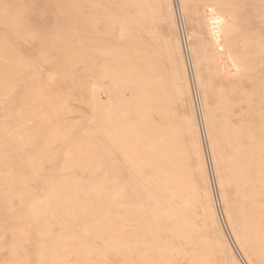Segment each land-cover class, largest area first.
Wrapping results in <instances>:
<instances>
[{
    "label": "rangeland",
    "instance_id": "374dc122",
    "mask_svg": "<svg viewBox=\"0 0 264 264\" xmlns=\"http://www.w3.org/2000/svg\"><path fill=\"white\" fill-rule=\"evenodd\" d=\"M263 212L264 0H0V264L264 263Z\"/></svg>",
    "mask_w": 264,
    "mask_h": 264
},
{
    "label": "bare ground",
    "instance_id": "6f19581e",
    "mask_svg": "<svg viewBox=\"0 0 264 264\" xmlns=\"http://www.w3.org/2000/svg\"><path fill=\"white\" fill-rule=\"evenodd\" d=\"M213 19H214V18H213ZM215 33H216V31H215ZM215 37H216L215 39H217V36H215ZM216 41H217V40H216ZM248 97H249V96H248ZM241 98H243V97H241ZM245 100H246V98H245ZM245 102H246V101H245ZM250 107H251V105H250ZM250 107H249V108H250ZM252 107H253V106H252ZM246 117H247V116H246ZM248 117H249V116H248ZM229 125H230V124H229ZM241 125H242V124H241ZM256 142H257V141H256ZM244 148H245V147H244ZM253 162H254V161H253ZM247 169H249V168H247ZM248 172H250V170H249ZM252 179H254V178H252ZM260 191H261V190H260ZM246 197H247V196H246ZM263 213H264V212H263ZM240 219H241V218H240ZM240 219H239V220H240ZM262 220H263V219H262ZM240 221H242V219H241ZM240 221H239V224L241 223ZM257 221H260V222H261L260 219L257 220ZM260 222H259L258 224H260ZM263 222H264V221H263ZM242 223H243V222H242ZM254 223H256V224H255V228H256L257 226H259V225H257V222H254ZM254 223H253V225H251V227L254 226ZM261 223H262V222H261ZM263 224H264V223H263ZM247 225H249V223H248ZM256 225H257V226H256ZM261 225H262V224H261ZM249 226H250V225H249ZM249 226H248V227H249ZM240 227H241V226H240ZM246 227H247V226H246ZM246 227H245V228H246ZM241 228H243V227H241ZM252 228H253V227H252ZM252 228H251V229H252ZM253 229H254V228H253ZM242 230H243V229H241V231H242ZM256 230H257V229H255V231H256ZM243 231H245V230H243ZM252 231H253V230H252ZM237 232H238V231H237ZM246 232H248L247 229H246ZM253 232H254V231H253ZM240 233H241V232H240ZM243 234H244V233H242V236H243ZM247 234H249V233H247ZM252 234H253V233H252ZM254 234H255V233H254ZM254 234H253V235H254ZM249 235H251V234H249ZM256 235H257V234H256ZM256 235H254V236H256ZM254 236H253V237H254ZM247 237H248V236H247ZM249 238H250V236H249ZM249 238H248V239H249ZM258 238H259V236L257 235V238H255V239L253 238V241H252V238H251V240H250L251 242L248 241V243H250V245H251V243L255 242L254 240H259ZM260 239H261V238H260ZM260 241H261V240H260ZM260 241H259V242H260ZM263 242H264V241L262 240L261 243H263ZM261 243L258 244V243L256 242V243H255L256 245H252V246H254L255 248H257V247H256L257 245H261V247H262V244H261ZM253 244H254V243H253ZM244 245H245V244H244ZM247 245H248V244H247ZM250 245H249V246H250ZM259 247H260V246H259ZM259 247L257 248L258 250L261 248V247H260V248H259ZM249 248H250V247H249ZM247 249H248V248H247ZM257 249H256V250L254 249V250L257 251ZM263 249H264V248L262 247V250H263ZM248 250H249V249H248ZM249 251H250V250H249ZM252 251H253V250H252ZM260 251H261V249H260ZM257 252H258V251H257ZM248 253H249V252H248ZM258 253H259V252H258ZM260 253H261V252H260ZM248 255H249V254H248ZM250 255H251V254H250ZM252 255L257 256L258 254H252ZM259 256H260V255H259ZM259 256H258L257 259H259ZM255 258H256V257H255ZM262 258H263V257H262ZM261 260H262V259H261ZM254 263H255V262H254ZM260 263H262V262H260ZM260 263H257V264H260ZM262 264H264V263H262Z\"/></svg>",
    "mask_w": 264,
    "mask_h": 264
}]
</instances>
